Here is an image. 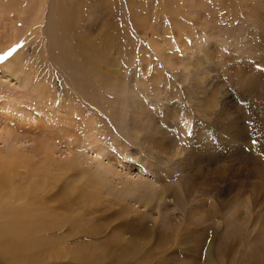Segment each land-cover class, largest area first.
<instances>
[{"label":"rangeland","instance_id":"obj_1","mask_svg":"<svg viewBox=\"0 0 264 264\" xmlns=\"http://www.w3.org/2000/svg\"><path fill=\"white\" fill-rule=\"evenodd\" d=\"M62 3L0 0V160L49 213L28 264H264V0H90V63Z\"/></svg>","mask_w":264,"mask_h":264},{"label":"bare ground","instance_id":"obj_2","mask_svg":"<svg viewBox=\"0 0 264 264\" xmlns=\"http://www.w3.org/2000/svg\"><path fill=\"white\" fill-rule=\"evenodd\" d=\"M63 1L64 3L60 6V14H62V16L58 21V24L60 23L59 26L61 25L62 27L60 28L61 32L63 30L67 33V37H69L70 42H76L75 48L83 53V60L90 63V56L98 54L97 49H94V46H97L98 36L97 34H95L92 38L88 36L89 34H92L93 31L92 26H90L91 24H87L85 30L86 32L89 30L90 33L88 34L87 32L88 35H85L86 32L84 31L80 13L82 10H86L87 8L88 10H92L90 9L92 6H87V3L90 0ZM84 21L86 23L88 22L87 20ZM10 158L8 157L5 160H0V261L5 260L7 264H28L29 259L24 252L27 251L26 249H31L34 245V242L30 241V239L28 240V237L32 238L34 233L41 228V225L37 223L38 219L40 220L45 218L49 215V213L48 210H45V214H43V208L33 207L28 204L29 198L32 197L33 190L25 189L22 186L11 189L9 188V183L11 185L12 182L11 180L13 178L14 168L21 163L25 164L18 158ZM51 214H53V212H51ZM35 223L38 225L32 226V224ZM144 233L145 228L143 230V235ZM209 239L210 237L207 239L204 238V240L201 239L202 242L200 243L198 249V255L200 257L203 256L207 261H210L211 259L210 254L208 253V244L210 243ZM165 243L166 242H161L159 246L162 247L167 245ZM35 245H37V241Z\"/></svg>","mask_w":264,"mask_h":264}]
</instances>
